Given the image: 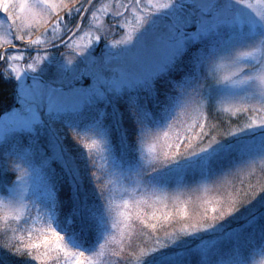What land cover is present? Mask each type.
<instances>
[{"label": "snow or ice", "instance_id": "obj_1", "mask_svg": "<svg viewBox=\"0 0 264 264\" xmlns=\"http://www.w3.org/2000/svg\"><path fill=\"white\" fill-rule=\"evenodd\" d=\"M0 83V264H264V0H0Z\"/></svg>", "mask_w": 264, "mask_h": 264}, {"label": "trees", "instance_id": "obj_2", "mask_svg": "<svg viewBox=\"0 0 264 264\" xmlns=\"http://www.w3.org/2000/svg\"><path fill=\"white\" fill-rule=\"evenodd\" d=\"M13 104V92H12V85L11 84H2L0 83V115H3L5 110H10L11 105ZM233 123H237V120L233 118ZM259 168L255 170L256 175L253 176L252 182L255 183L258 179H261L259 175ZM9 180L13 179L14 176L12 173L8 174ZM199 193H186L184 199L187 198L188 195L193 196V201L195 202V196ZM171 205V202H169ZM194 207V203L190 205V209ZM13 264H19L15 258H13Z\"/></svg>", "mask_w": 264, "mask_h": 264}, {"label": "rangeland", "instance_id": "obj_3", "mask_svg": "<svg viewBox=\"0 0 264 264\" xmlns=\"http://www.w3.org/2000/svg\"><path fill=\"white\" fill-rule=\"evenodd\" d=\"M61 14L63 15V13H61ZM116 35H117V38H119V34L117 33ZM241 119H243V117H241Z\"/></svg>", "mask_w": 264, "mask_h": 264}]
</instances>
